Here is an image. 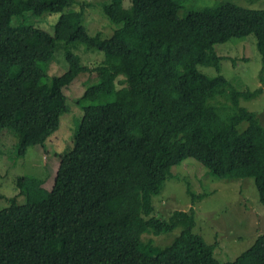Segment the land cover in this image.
Returning <instances> with one entry per match:
<instances>
[{
	"label": "trees",
	"instance_id": "obj_1",
	"mask_svg": "<svg viewBox=\"0 0 264 264\" xmlns=\"http://www.w3.org/2000/svg\"><path fill=\"white\" fill-rule=\"evenodd\" d=\"M190 1L109 0L108 35L89 33L77 0H0L6 162L4 153L22 157L44 146L68 111L66 89L89 73L76 99L81 121L72 148L59 156L52 187L20 176L17 194L0 210V264H221L217 242L193 232V205L169 218L154 214V197L187 158L218 178L253 177L264 205V126L241 105L264 87V9L224 2L181 15ZM47 13L60 15L55 22ZM13 16L19 19L10 25ZM250 34L262 58L261 87L241 91L220 72L228 57L215 45ZM60 50L68 67L50 73ZM89 50L99 57L85 61ZM191 188L189 181L196 203L204 194ZM177 227L181 232L165 247L143 239ZM224 264H264V233Z\"/></svg>",
	"mask_w": 264,
	"mask_h": 264
},
{
	"label": "rangeland",
	"instance_id": "obj_2",
	"mask_svg": "<svg viewBox=\"0 0 264 264\" xmlns=\"http://www.w3.org/2000/svg\"><path fill=\"white\" fill-rule=\"evenodd\" d=\"M77 1L78 4L75 7L84 9V23L90 34H95L98 31H103L108 35L112 33L109 19L103 11V3L109 2V0ZM224 2L246 8L264 9V0H191L180 13L185 15L190 8L199 9ZM44 15L53 16L56 22L60 14L47 13ZM40 17L34 16V19ZM16 19L19 18L13 16L10 25H15ZM36 25L41 26V23L38 21ZM215 49L219 55L228 57L221 61L220 72L236 89L254 91L261 87L262 58L254 34L233 37L224 43L216 44ZM61 54L62 50L57 53V57ZM82 56L87 62L99 57L93 50L82 52ZM60 62L61 66H59ZM67 67L68 65L64 66L59 57L53 63L50 73L61 74ZM201 69L210 75L217 74V71L212 67L202 66ZM88 75V72L82 73L72 82L70 88L66 89L68 111L62 114L59 129L48 138L44 146H31L22 157L12 158L10 153L3 154L1 152L8 162L0 157V193L3 194L0 199V210L9 206L10 199L17 194L16 182L20 176H36L45 179V186L52 187L59 164V156L72 148L74 134L81 121L83 110L76 103V99L82 94L83 80ZM118 92L121 97L128 95L127 88L122 84L118 85ZM241 105L254 111L264 126V87L259 95L249 100L242 98ZM6 131L8 130L5 129L3 132ZM5 140L4 136H0V146L3 151L7 152L11 142ZM173 171L175 175L166 180L163 190L154 197V214L161 218H169L173 210H189L193 205L196 211L193 232L203 236L207 243L217 242L215 257L221 264L235 260L255 243L260 234L264 233V205L260 201L253 177L218 178L212 175L204 165L192 158H187L181 164L174 166ZM189 181L191 189L204 194L202 199L196 203H192V198L187 193ZM163 197L165 200L162 203ZM24 201V196L18 197L19 203ZM180 232L181 227H177L173 231L161 235L144 234L143 239L145 241L153 240L158 246L165 247Z\"/></svg>",
	"mask_w": 264,
	"mask_h": 264
},
{
	"label": "clouds",
	"instance_id": "obj_3",
	"mask_svg": "<svg viewBox=\"0 0 264 264\" xmlns=\"http://www.w3.org/2000/svg\"><path fill=\"white\" fill-rule=\"evenodd\" d=\"M127 6H130V4H129V5H127Z\"/></svg>",
	"mask_w": 264,
	"mask_h": 264
}]
</instances>
